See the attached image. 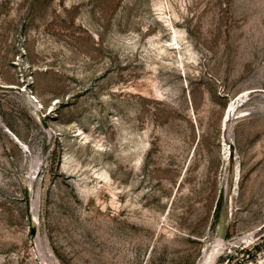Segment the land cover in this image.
Wrapping results in <instances>:
<instances>
[{"label": "rangeland", "instance_id": "obj_1", "mask_svg": "<svg viewBox=\"0 0 264 264\" xmlns=\"http://www.w3.org/2000/svg\"><path fill=\"white\" fill-rule=\"evenodd\" d=\"M0 85V264H264V0H0Z\"/></svg>", "mask_w": 264, "mask_h": 264}, {"label": "bare ground", "instance_id": "obj_2", "mask_svg": "<svg viewBox=\"0 0 264 264\" xmlns=\"http://www.w3.org/2000/svg\"><path fill=\"white\" fill-rule=\"evenodd\" d=\"M173 29H174V27H173ZM173 32L176 36L177 32L175 29L173 30ZM173 39H175V38H173ZM174 44H178V43L175 42ZM249 92H252V91L245 90L244 92H241L235 98H233L229 102L228 106L226 107L224 114H223V117H222L221 126H222V131H223V155H224V159H225V161H227L228 165H232V173H231V176L229 178L228 184L226 186V206H225V208L228 210H231V206H232L234 197L237 194L238 181L240 178L239 164H238V162L235 161V150H234V148L231 147V144H232L231 125H232L233 120L245 115L244 112L240 109V106L242 105V102L245 101L246 97L249 96V94H248ZM33 99H36V97L33 96ZM38 108L39 107L37 106L36 107V109L38 110L37 111V117L39 119H42V117L44 115L42 113H40V110ZM193 119H194V122L196 123L195 116L193 117ZM77 130H79V129H77ZM79 133H81V132H79ZM12 137L17 143H19L22 146L23 149L27 148V146L24 143H22L17 136H15L13 134ZM249 233L250 234H247L243 238H241V240L248 242L249 240H251L255 236V233H251V232H249ZM36 239L38 240V238H36ZM233 245H235V243H233L231 246H233ZM47 250H48V248H47ZM215 257H216V254L214 251H212L209 255L205 254V255H203V258L200 260L199 264H213L215 261ZM50 258L55 261L52 254H50Z\"/></svg>", "mask_w": 264, "mask_h": 264}, {"label": "water", "instance_id": "obj_3", "mask_svg": "<svg viewBox=\"0 0 264 264\" xmlns=\"http://www.w3.org/2000/svg\"><path fill=\"white\" fill-rule=\"evenodd\" d=\"M5 89H15V88L13 86L0 85V90H5ZM231 147L234 148V146L232 144H231ZM30 232H31V236L32 237H35L36 236V233H37V230H36L35 227L31 226Z\"/></svg>", "mask_w": 264, "mask_h": 264}]
</instances>
